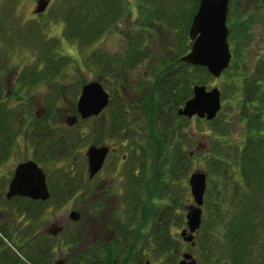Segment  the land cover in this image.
<instances>
[{
    "label": "rangeland",
    "instance_id": "1",
    "mask_svg": "<svg viewBox=\"0 0 264 264\" xmlns=\"http://www.w3.org/2000/svg\"><path fill=\"white\" fill-rule=\"evenodd\" d=\"M124 1L127 9L133 8L134 12L127 11L123 20L104 30L103 20L101 24L96 18L106 14L110 7H120L122 0H49L41 13L34 11L37 0H0V101L11 107L10 121H16L10 122L12 126L22 125L20 131L14 133L10 157L0 164V227L9 235V240L0 245V264H26L23 252L35 244L32 242L43 244L44 241L52 247L51 263L68 255L67 264H87L89 259L84 256V250L90 243L88 236L110 232L114 237L106 251L110 250L107 259L115 260L114 264H143L146 260L152 264H167V253L160 252L151 228L164 208L171 219L170 236L183 242L181 253H192L195 264L198 263V253L191 250L189 242L182 241L180 235L186 228L184 206L194 202L189 174L194 169L203 170L207 190L208 185L212 187L218 181L217 159L230 166L235 163L246 129L242 99L249 94L251 80L256 79L259 88H264V0H229L226 23L232 53L230 64L219 77L209 72L199 76L207 89L219 88L221 108L212 120L178 115L179 130L171 136V145L154 169L152 166L143 169L149 170L142 190L137 192L129 186L134 179L130 160L123 162L120 151L118 163L114 162V155L110 156L93 179L88 178L85 154L89 145H99L106 139L107 118H111L119 105V97L124 95L120 90L124 65L128 73L138 65L125 64L124 54L120 52L121 31L127 30L126 26L137 12L141 40L137 56L148 59L139 63L138 68L149 73L141 80L140 87L127 89V96L143 93L141 104L144 109H150L154 104L155 82L161 72L190 51L192 41L188 32L198 0ZM112 11L115 14L118 10ZM106 16L108 19L111 13ZM136 27L133 25L134 32ZM133 54L136 55V51ZM41 77L43 79L34 82ZM92 80L100 81L110 93L111 105L95 117H79L67 128L66 120L76 113L82 86ZM38 120L43 121V136L52 128L58 140L71 139L74 147L68 154H61L57 163L56 156L51 158L50 150L45 151L47 144L43 142V154L47 157H43V164H46L54 193L43 208V216L41 212L34 218L21 208H15L17 203L9 200L6 192L16 162L33 154V142L39 139L33 138L39 136V127H35ZM139 125L146 128L150 139L155 138L150 125L145 127L142 121ZM111 137L113 144H119V135ZM130 144L131 140L125 145V154H131ZM183 153L190 157L188 168L171 172L172 156ZM37 158L40 159V155ZM52 162L57 163L56 166H52ZM70 164H73L72 169ZM126 177L127 185L123 183ZM71 185L77 186L73 193L67 192ZM125 185L127 189L122 188ZM212 189L215 192L216 189ZM57 195H64L62 202H57ZM135 199L141 201L137 207L132 203ZM31 207L40 212L39 205ZM73 210L80 213L76 222L69 218ZM66 219L69 224L64 231L48 239L44 229L55 220ZM132 244L135 247L129 249ZM137 249L142 252L137 253ZM101 256L106 258L107 255Z\"/></svg>",
    "mask_w": 264,
    "mask_h": 264
},
{
    "label": "trees",
    "instance_id": "2",
    "mask_svg": "<svg viewBox=\"0 0 264 264\" xmlns=\"http://www.w3.org/2000/svg\"><path fill=\"white\" fill-rule=\"evenodd\" d=\"M112 10L113 8L110 7L106 14L99 15L97 22L102 24L103 16L111 13ZM205 75H208L205 67L180 61L161 72L155 82L154 104L151 105L152 107L149 106L150 109H144L142 101L140 109L136 110L137 118L135 117V120L144 122L145 127L147 125L152 127V136L155 137L153 140L149 138L143 125L142 127L137 125L136 128L139 130L131 131L129 117L135 116L136 112L130 114L124 100L119 97V105L109 119L108 127L111 135L132 138L131 143L138 148V153L141 152L140 154L144 156L142 158L144 163L147 159L152 163L153 157L159 160L171 145V136L179 130L178 108L193 95L192 85L203 83L200 78ZM250 82L249 94L242 99L243 116L246 118L244 140L237 150L235 163L232 166L224 160H216L218 181L212 187L208 185L204 203L205 212L203 211L198 235L195 236V246L188 244L191 250L198 253L197 264H263L264 262L262 260L264 253V88H259V81L256 79ZM10 109V105H2L0 101V164L10 157L14 133L20 131L22 127V125L16 128L12 126L16 121H10ZM51 130L52 128L43 136V142L47 144L45 151L50 150L48 153L51 156L68 154L74 147L72 140L63 138L60 141ZM153 131H156V134H153ZM136 137L146 140L138 142ZM172 159L169 168L171 172L177 173L182 168H188L190 160L188 154H176V157L173 155ZM155 160L154 162L157 163ZM213 187L216 189L215 192ZM22 210L34 218L40 213L35 212L31 206ZM169 216L168 210L164 208L153 220L151 228L160 252L167 253L165 254L166 263L175 264L180 254H183L181 253L183 242L172 239L170 236ZM4 240L8 241L9 235L0 227V245ZM182 241H184L183 238ZM32 243L35 244H32L27 251H22L26 264H50L51 254L46 255L45 251L43 252V244ZM132 247L135 246L132 244L129 249ZM136 251L142 252L138 249ZM105 254L107 256L103 259H107L111 254L110 250ZM107 260L109 264L115 262L110 258Z\"/></svg>",
    "mask_w": 264,
    "mask_h": 264
},
{
    "label": "water",
    "instance_id": "3",
    "mask_svg": "<svg viewBox=\"0 0 264 264\" xmlns=\"http://www.w3.org/2000/svg\"><path fill=\"white\" fill-rule=\"evenodd\" d=\"M49 0H37L36 13L43 12ZM229 0H200L198 9L192 18L189 38L192 41L190 51L181 56V61L205 67L214 77H219L229 66L232 53L228 43L229 28L226 23ZM109 94L103 85L90 81L83 85L77 101V110L81 118L98 115L108 104ZM221 108V92L217 86L207 89L204 84L193 86V95L178 109V114L188 118L194 115L212 120ZM77 116L69 118V125L76 122ZM108 152L107 146L89 145L86 149L87 173L92 177L102 167ZM192 153V152H191ZM206 174L201 169L190 173L189 184L194 202L186 207V228L180 232L184 241L195 246V232L199 229L203 210L202 204L207 187ZM48 191L45 174L33 160L20 163L7 191V198L26 196L32 199H47ZM79 212L73 210L70 217L79 218ZM190 252H184L182 259L175 264H195ZM144 264H152L146 260Z\"/></svg>",
    "mask_w": 264,
    "mask_h": 264
},
{
    "label": "flooded vegetation",
    "instance_id": "4",
    "mask_svg": "<svg viewBox=\"0 0 264 264\" xmlns=\"http://www.w3.org/2000/svg\"><path fill=\"white\" fill-rule=\"evenodd\" d=\"M199 3H200V0H198V5H197V8L198 9V6H199ZM135 7V6H134ZM137 7V5H136ZM228 8H229V4H228ZM114 11L118 10L115 12V14H113V11L111 12V16H109V18L107 19V16L104 17V21H103V26H105L103 29L106 30L108 27H111V26H114L115 24L114 23H117L116 21H120L121 19L123 20L124 17H125V13H132L134 12L133 8H129L127 9V6L125 4V1L122 0L121 2V5L120 7L118 8H115L113 9ZM120 10V11H119ZM126 11V12H125ZM120 13V15H118ZM251 14V13H250ZM133 15V14H132ZM132 15H130L129 17L131 18ZM136 17H137V12H136ZM136 17L133 16V20L130 21V24L128 26H126L127 30H122L121 31V34H122V42H121V50L120 52L124 54V57H125V64L128 63V64H131V65H135V64H138L140 65L139 63H141L143 60H148L146 57H143L142 55L140 56H137L138 55V48H140V44H141V40H140V37H139V32H138V27L140 26L139 23L137 22L136 20ZM193 18V17H192ZM96 21H97V18H96ZM133 25H136L137 27L135 28V32L133 31ZM103 31V30H102ZM101 31V32H102ZM97 36V35H96ZM98 37V36H97ZM96 37V38H97ZM139 37V38H138ZM95 38V39H96ZM94 39V40H95ZM91 41V40H90ZM92 42V41H91ZM136 51V55H134L133 53ZM183 56V55H182ZM181 58V57H180ZM179 58V61L182 62V63H185L183 61H181V59ZM188 64V63H186ZM138 65L137 67H133L130 71V73H128V71L125 69L126 66L124 65L123 67V73L121 75L122 76V82H121V86H120V90H122L123 94L124 95H121V98L124 100V103L126 105V108H128V112L131 114L133 112H136V110H139L141 105L140 103L143 101L142 100V94L143 93H135L134 96L132 97H128L127 96V89H131L133 87H136V89L138 87H140L141 85V80L144 79L148 73H149V70L148 72L146 71H143L141 72L138 68ZM43 79L42 77L41 78H38V79H35V81L37 80H41ZM94 81V80H92ZM98 81V80H97ZM100 82V81H99ZM101 83V82H100ZM83 87V86H82ZM104 88V87H103ZM82 89V88H81ZM105 89V88H104ZM18 90V88H17ZM20 91V90H19ZM106 91V90H105ZM107 92V91H106ZM81 93V92H80ZM109 94V102L107 104V106L105 108H107L110 103H111V97H110V93L107 92ZM191 98V97H190ZM185 103V102H184ZM182 106V105H181ZM180 106V107H181ZM30 107V105H28V108ZM42 108V113H43V102L40 106ZM179 107V108H180ZM104 108V109H105ZM178 108V109H179ZM103 109V110H104ZM102 110V111H103ZM101 111V112H102ZM100 112V113H101ZM37 113L39 114V110H37ZM99 113V114H100ZM177 113H178V110H177ZM42 115V114H41ZM77 116V119H76V122L78 120V118L80 117L79 113H78V110H76V113L74 114ZM72 115V116H74ZM137 112L135 114V116H130L129 117V121L131 122L130 125V129L131 131H133V129L135 130H139L137 129V125H139V121L135 120V117L137 118ZM179 115V114H178ZM71 116V117H72ZM94 117L97 116V115H93ZM180 116H183V115H180ZM43 117V115H42ZM69 117V118H71ZM92 117V116H90ZM185 117V116H184ZM69 118L66 120V127L67 128H70L72 127L73 125H69ZM81 118V117H80ZM89 118V117H87ZM188 118V117H187ZM81 119H86V118H81ZM107 125H109V118H107ZM40 125V126H38ZM35 127H39V131L37 132L39 136H42L43 137V121H40L38 120L37 124ZM34 127V128H35ZM105 129H106V139L103 141V143L99 144V145H95V146H107L108 147V152L105 156V159H104V162H103V165L102 167L99 169V171H97L92 177H89V179H93L102 169L103 167L105 166L108 158L111 156H115V160L114 162L118 163L119 159H118V155H119V152H121V158H122V161L123 162H126L128 159L130 160V169H133L132 172H133V180L131 181V183H129V186L133 188V190L135 192H137V190L140 189L142 190L141 187H143V184H144V180L146 179V175H147V172L149 169L147 170H143L145 168H149V167H154L156 166V162H154L155 158L153 157L152 159V163H150L151 161L149 159H147V162L144 163L142 161V158L144 157L142 154L140 155V153H138V148H135L132 143L130 144L131 146V154L129 155V153H124L125 150H126V143L129 141V140H132V138L128 137V136H124L123 138H120L119 140V144H113L112 142V137H111V133H110V129L109 127L106 128L105 126ZM126 129V128H125ZM33 137L34 139L36 138H39L37 139L36 142H33V148H32V151H33V154H30V156L26 157V158H21L18 162H16L13 170H12V173H11V176H10V179L8 181V185H7V191L9 189V184H10V181L11 179L13 178L14 176V173H15V169L16 167L22 163V162H25V161H28V160H33L35 161L39 167L42 168L44 174H45V180H46V183H47V187H48V191L50 193L49 197L45 200L43 199H32L30 197H26V196H14L12 198H10L9 200H13L15 201V203H17V206H14L15 208H21V209H24L26 208L27 206H31V205H39L40 206V213L42 214L43 216V208L48 204V200L52 197L53 195V190L52 188L50 187V184H49V179H48V173L47 171L45 170L46 168V164H43V157L44 158H47L45 154H43V138L41 139L40 137ZM16 138V137H15ZM143 140H146L145 138H137L136 137V141L138 142H141ZM15 141V140H14ZM147 142H148V139H147ZM38 143V144H37ZM94 145V144H92ZM40 146V147H39ZM122 149V150H121ZM191 151L189 152V155H191ZM40 155V159L37 158V156ZM140 155V156H139ZM54 156H56L57 158V163L59 161V159H61L62 155L61 154H55ZM54 156H51V158H53ZM60 156V158H59ZM157 157V156H156ZM64 158V157H63ZM157 161V160H155ZM42 162V163H41ZM52 166H56L57 163L55 162H52ZM62 164L64 162H61ZM86 164H87V157H86ZM72 166L73 164H70L69 168L72 169ZM128 166V165H127ZM143 166H145L143 168ZM129 168V167H128ZM135 168V169H134ZM127 169V168H126ZM123 171V170H122ZM192 172V171H191ZM190 172V173H191ZM189 177H190V174H189ZM188 182H189V179H188ZM124 184L127 185V177L126 179H124L123 181ZM123 186L122 188L124 189H127V186ZM190 185V184H189ZM73 186V187H72ZM74 187H77L76 185H71L69 186L70 190H68L67 192H74ZM76 191V190H75ZM105 193H106V190H105ZM122 193V191L120 192ZM7 194V192H6ZM133 198H135L133 196ZM23 199H26L23 200ZM64 199V195L63 196H58L57 195V202L59 201H63ZM105 200H107V197H104ZM17 200V201H16ZM18 200H23L22 202L21 201H18ZM10 202V201H9ZM140 200L138 201L137 199H135L132 203L137 207L140 205ZM204 203H205V194H204V199H203V204H202V210L204 208ZM132 204V205H133ZM20 205V206H19ZM191 205V204H190ZM190 205H185L184 206V209L186 210V207L190 206ZM186 213V212H185ZM80 214V213H79ZM186 217V216H185ZM69 218L71 220H73L74 222L78 221L79 218L77 220H74L70 217V214H69ZM186 222V220H185ZM69 222L68 220L66 219L65 221L63 220H55L54 222H52L50 225H48L44 231L46 230V236L48 237V239L50 238H53L54 236H56L57 234H59L60 232H63L64 229L68 226ZM91 236V237H90ZM113 233H104V234H100V233H92L88 236V239L90 241L89 245H88V248L84 250V256L87 257L88 262L87 264H99V263H105V264H108V260L107 259H103L101 255L105 254L106 253V247L109 245L110 241H112V238H113ZM44 239H46L45 237H43ZM98 241H100V244H98ZM58 249V248H57ZM45 251V254H52V247L51 245L48 244V242H43V252ZM102 252V253H101ZM44 254V255H45ZM45 257V256H44ZM69 258L70 256H65L64 258H62L60 261H55L51 263V260H50V264H67L68 261H69ZM106 261V262H105ZM47 263V262H46ZM144 264V263H143Z\"/></svg>",
    "mask_w": 264,
    "mask_h": 264
}]
</instances>
